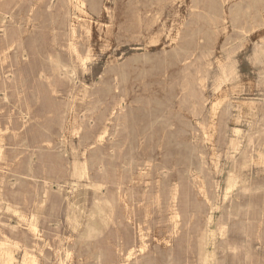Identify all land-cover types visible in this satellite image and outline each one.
<instances>
[{"label":"rangeland","instance_id":"rangeland-1","mask_svg":"<svg viewBox=\"0 0 264 264\" xmlns=\"http://www.w3.org/2000/svg\"><path fill=\"white\" fill-rule=\"evenodd\" d=\"M103 1L76 24L82 62L69 0H0V247L15 264H264V0Z\"/></svg>","mask_w":264,"mask_h":264},{"label":"bare ground","instance_id":"bare-ground-1","mask_svg":"<svg viewBox=\"0 0 264 264\" xmlns=\"http://www.w3.org/2000/svg\"><path fill=\"white\" fill-rule=\"evenodd\" d=\"M103 1V0H102ZM69 2H71V4L72 5H74V10L76 11V14L74 13V15H75V18H72L71 20V23L69 24V27L67 28V30H68V32H67V34L64 32V30H63V43H64V41H68V43H69V48H68V50H70V52L72 53V55L76 58V59H78V60H81L82 62H85L86 60H88L89 58H91V56H92V46H91V42H92V37H93V33H91L90 32V30L88 31V35L86 36V39H84L83 37H81V34L82 33H79V28L77 27V23H78V25H82V23L83 22H81L82 21V19L83 18H81V15H84L85 17H90L91 19H93V21H94V17H92V15L89 13V5H88V3H87V0H69ZM104 2V1H103ZM103 2H101V5H102V3ZM228 2V1H227ZM37 5H39V3L37 2L36 3ZM104 4V3H103ZM20 5V4H19ZM106 5V4H105ZM51 7V6H50ZM7 8V7H6ZM72 9V8H71ZM101 9V8H100ZM15 10V9H14ZM64 10H66V9H64ZM107 11L106 12H101V13H99L98 15L99 16H103L104 15V13L105 14H110L111 13V10H109V8H107L106 9ZM3 11V10H2ZM68 10H66L65 12H67ZM78 13V14H77ZM10 15V14H9ZM12 15V14H11ZM2 16V15H1ZM4 16V15H3ZM7 16V15H6ZM12 18V17H11ZM14 18V17H13ZM7 20V19H6ZM8 21V20H7ZM87 22H88V20H87ZM12 23H13V21H12ZM226 23V22H225ZM3 24V23H2ZM1 24V27L4 25H2ZM84 24H86V23H84ZM88 25V24H87ZM29 26V25H28ZM27 26V27H28ZM68 26V25H67ZM84 26V25H83ZM86 26V25H85ZM88 26H90V29H92L93 30V24H91V25H88ZM22 27V26H21ZM32 27V26H31ZM18 28V27H17ZM89 28V27H88ZM4 29V28H3ZM48 31V30H47ZM4 32V31H3ZM50 32V31H49ZM5 33V32H4ZM28 33V32H27ZM0 36H2V35H0ZM55 36V35H54ZM18 37V36H17ZM21 37V36H20ZM19 38V37H18ZM53 38V37H52ZM171 39H173V38H171ZM21 40V39H20ZM16 42V41H15ZM15 42H14V44H15ZM82 42H84L85 43V45H86V50L85 51H83V50H81V43ZM18 43V42H17ZM13 44V45H14ZM65 45V44H64ZM21 46V45H20ZM20 46H18L19 48H20ZM10 48H12V47H10ZM18 48V49H19ZM57 50H59V48H57ZM3 51V49H0V52H2ZM22 51V50H21ZM23 52V51H22ZM5 53V52H4ZM8 53V52H7ZM59 53V52H58ZM6 54V53H5ZM23 54V53H22ZM15 55V54H14ZM14 55H13V57H14ZM9 56V55H8ZM1 58V57H0ZM8 58V57H7ZM22 58V57H21ZM6 59V58H5ZM5 62V61H4ZM57 62V61H56ZM3 63V62H2ZM54 64V63H53ZM52 64V65H53ZM6 66V65H5ZM59 65L57 64V67H58ZM65 67H67V71L70 73H72V74H74L75 73V68H72V66H67V65H65ZM12 68V67H11ZM59 68H61V66L59 67ZM56 69V68H55ZM62 69V68H61ZM65 70H66V68H64ZM56 70H58V68L56 69ZM60 71V70H59ZM63 71V70H62ZM54 72H55V70H54ZM64 72V71H63ZM235 72V71H234ZM66 73V72H65ZM64 73V74H65ZM230 73H232V72H230ZM229 74V73H228ZM227 74V75H228ZM224 75H225V71H224ZM236 75V74H235ZM5 76V75H4ZM14 76V75H13ZM63 76V75H62ZM231 77H232V75H231ZM234 77V76H233ZM67 78V77H66ZM236 78V77H235ZM233 79V78H232ZM72 80V79H71ZM5 86V85H4ZM4 89V88H3ZM73 90V89H72ZM223 101V100H222ZM248 104V103H247ZM239 105V104H238ZM119 106V105H118ZM235 106V105H234ZM259 106V105H258ZM116 107V106H115ZM114 107V108H115ZM232 107V106H231ZM252 108V107H251ZM256 108V107H255ZM259 108V107H258ZM120 109V108H119ZM122 109V108H121ZM120 109V110H121ZM248 109V108H247ZM251 110V109H250ZM112 111V110H111ZM113 112V111H112ZM122 112V111H121ZM121 115V114H120ZM110 116V115H109ZM113 116H114V114H113ZM122 116V115H121ZM113 118V117H112ZM114 118H115V116H114ZM258 118V117H257ZM108 119V118H107ZM112 120V119H111ZM119 120V119H118ZM255 120V119H254ZM108 121V120H107ZM110 121V120H109ZM111 122V121H110ZM118 124V123H117ZM118 126H120V125H118ZM105 129H107L106 127H105ZM118 130V129H117ZM105 131V130H104ZM108 132V131H107ZM115 132H117L116 130H115ZM263 133V132H262ZM101 134V133H100ZM99 134V135H100ZM115 134V133H114ZM101 135H103V134H101ZM100 135V136H101ZM262 135V134H261ZM258 136V135H257ZM114 137V136H113ZM104 139V138H103ZM1 146V145H0ZM3 148V147H2ZM3 153L1 152V155H2ZM2 158V157H1ZM1 161V160H0ZM6 164H7V162H6ZM8 164H10V163H8ZM7 166V165H6ZM8 166H10V165H8ZM13 166V165H12ZM44 179V178H43ZM105 179V178H104ZM230 179H232V178H230ZM234 179V178H233ZM49 180V179H48ZM235 181V180H234ZM232 182V181H231ZM43 184H44V182H43ZM46 184V183H45ZM99 185V184H98ZM46 186V185H45ZM14 187V186H13ZM44 187V186H43ZM49 189V188H48ZM102 189H103V187H102ZM44 190H45V188H44ZM101 189H100V187L98 186L97 187V189L95 190L97 193L95 194V199H97L98 200V202H96V206H97V214H99V215H101V214H103V213H107V211L109 212V214H114V212H115V208H116V206H117V204H118V202L120 201L121 202V200H126V199H124L125 197H124V195L122 196V191H121V186L120 185H118V187H117V190H116V192H115V194H113V195H111V196H107L106 194H104V196L102 195V192L100 191ZM47 191V190H46ZM125 191V190H124ZM256 192H258V191H256ZM16 193V192H15ZM2 194V193H1ZM47 194V193H46ZM13 195V194H12ZM15 195V194H14ZM177 195V194H176ZM47 196V195H46ZM127 197V196H126ZM177 198V197H176ZM5 199H6V197H5ZM173 199V198H172ZM4 202V201H3ZM24 202H25V200H24ZM125 202V201H124ZM7 204V203H6ZM95 204V203H94ZM1 206H3V205H1ZM0 206V207H1ZM11 206V205H10ZM10 206H8L9 207V209L11 208ZM15 206V205H14ZM13 206V207H14ZM174 206V205H173ZM5 208V207H4ZM16 207H14V209H15ZM17 209V208H16ZM15 209V210H16ZM19 209V208H18ZM6 210V209H5ZM173 210V209H172ZM243 210V209H242ZM1 211V210H0ZM16 211H18V210H16ZM20 211V210H19ZM29 211V210H28ZM32 211V210H31ZM250 211V210H249ZM12 212H13V210H12ZM14 213V212H13ZM12 213V214H13ZM20 213V212H19ZM21 213H22V211H21ZM32 213V212H31ZM89 213H91V212H89ZM174 217H173V222L175 223V225L177 224V218H178V212L176 211H174ZM11 214V213H10ZM25 214V213H24ZM2 215V214H1ZM21 215V214H20ZM107 215V214H106ZM23 215H21V217H22ZM40 216V215H39ZM108 216V215H107ZM17 217V216H16ZM35 217V216H34ZM29 218V217H28ZM2 219H4V218H2ZM18 219H19V217H18ZM6 220V219H5ZM209 220V219H208ZM7 221V220H6ZM89 221V220H88ZM119 221V220H118ZM11 222V221H10ZM15 222H17V221H15ZM3 223V222H2ZM6 224V223H5ZM14 224V223H13ZM111 224V223H110ZM9 225V224H8ZM12 225V224H11ZM17 225H19V224H17ZM86 225V224H85ZM15 226V225H14ZM32 226V225H31ZM87 226H89L88 224H87ZM114 226V225H113ZM4 227V226H3ZM10 227V226H9ZM22 227V226H21ZM86 227V226H85ZM90 227V226H89ZM223 227V226H222ZM7 228H8V226H7ZM15 228V227H14ZM14 228L12 229V230H14ZM87 228V227H86ZM85 228V229H86ZM2 230V229H1ZM10 230V229H9ZM107 230V229H106ZM215 230V229H214ZM220 230H222L221 228H220ZM219 230V231H220ZM224 230V229H223ZM28 231V230H27ZM225 231V230H224ZM226 231H227V229H226ZM85 232V231H84ZM84 232H83V234H84ZM1 233V232H0ZM12 233V232H11ZM100 233V232H99ZM219 233V232H218ZM86 234V233H85ZM215 234V233H214ZM87 235V234H86ZM100 235V234H99ZM0 236H1V234H0ZM23 236V235H22ZM98 236V235H97ZM101 236V235H100ZM217 236V235H216ZM222 236V235H221ZM3 237V236H2ZM5 237V236H4ZM95 237V236H94ZM145 237V234H141V236H140V238H144ZM205 237V236H204ZM83 238V237H82ZM100 238V237H99ZM4 239V238H3ZM6 239V238H5ZM84 239V238H83ZM92 239V238H91ZM96 239V238H95ZM93 240H94V238H93ZM5 241V240H4ZM6 241H7V239H6ZM11 241V240H10ZM86 241V240H85ZM7 242H9V240L7 241ZM16 242V241H15ZM10 243V242H9ZM14 243V242H13ZM23 243V242H22ZM23 244H25V243H23ZM34 244V243H33ZM10 245V244H9ZM18 245H20V244H18ZM32 245V244H31ZM35 245V244H34ZM17 246V245H16ZM36 246V245H35ZM34 246V247H35ZM137 246L139 247L138 248V250H140V252H144V250H145V243L144 242H141L140 244H137ZM136 244H133L132 246H131V248L132 249H130L129 251H128V257H131L132 255H134V253L136 252ZM11 247H12V244H11ZM14 247V246H13ZM21 247V246H20ZM9 248V247H8ZM230 248V247H229ZM21 249V248H20ZM27 250V249H26ZM31 250H29V252H30ZM26 252V251H25ZM32 252V251H31ZM139 252V253H140ZM237 252V251H236ZM238 252H239V250H238ZM14 254V252H12L11 251V249H5L3 246H1L0 247V260L4 263V264H15L14 263V256H13V254ZM27 253V252H26ZM36 253V252H35ZM202 253V252H201ZM235 253V252H234ZM25 254V253H24ZM28 254V253H27ZM30 255V254H29ZM35 255V254H34ZM137 255V254H136ZM31 256V255H30ZM33 256V255H32ZM138 256V255H137ZM204 256V255H203ZM203 256H202V258H203ZM26 257V256H25ZM36 257H38L37 255H36ZM37 259V258H36ZM28 260H29V258H28ZM204 260V259H203ZM202 261V260H201ZM16 262V261H15ZM36 261H34V263H35Z\"/></svg>","mask_w":264,"mask_h":264}]
</instances>
